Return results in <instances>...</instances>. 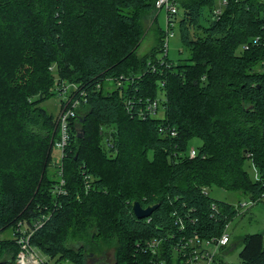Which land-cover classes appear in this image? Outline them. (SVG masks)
<instances>
[{
    "label": "trees",
    "instance_id": "1",
    "mask_svg": "<svg viewBox=\"0 0 264 264\" xmlns=\"http://www.w3.org/2000/svg\"><path fill=\"white\" fill-rule=\"evenodd\" d=\"M174 3L187 52L176 63L164 47L175 23L155 25V0H0V233L13 236L0 241V264L30 229L29 246L57 262L113 247V264H182L175 242L217 238L238 214L208 186L263 200L264 0ZM146 22L155 43L139 55ZM54 92L65 95L56 119L40 106ZM133 202L156 208L137 218ZM237 242V263L223 259L228 243L213 264H264L262 234Z\"/></svg>",
    "mask_w": 264,
    "mask_h": 264
},
{
    "label": "rangeland",
    "instance_id": "2",
    "mask_svg": "<svg viewBox=\"0 0 264 264\" xmlns=\"http://www.w3.org/2000/svg\"><path fill=\"white\" fill-rule=\"evenodd\" d=\"M215 5L219 7V0H214ZM177 12L173 16L174 27L172 31H169V35L167 37L166 42V55L167 58L176 63L178 60L184 61L187 58V52H185L180 44L178 31H177V22L181 19L183 15V8L181 5H177ZM165 10H157V21L156 26L165 31ZM150 22L145 23V36L138 48L139 55L148 54L153 48L155 43V26L154 24H149ZM172 33V34H171ZM171 34V35H170ZM165 40V39H164ZM161 56V54H158ZM55 85L53 89H55ZM114 84H110L106 82L105 91H110L114 89ZM65 95H58L57 92H54L52 96L48 99L43 100L40 103V106L45 109L49 114L53 116L54 119L57 118L60 112V101L64 100ZM67 98V97H66ZM65 98V99H66ZM156 116H162L161 108L157 112ZM201 143L199 139H194L191 144L193 146H197ZM52 163L49 168V174L54 171L56 165L59 163V153L57 148L52 147L51 151ZM246 170L252 176L253 169L250 165L246 163ZM207 194L214 200L226 201L236 209H238V214L227 224L226 230L231 235L230 243L222 249L223 259L228 263H237L238 262V254L241 250V244L237 242V239L244 234L249 233H263V242H264V198L262 201L257 203H252L247 196H242L233 191H228L225 189H221L215 185L208 186ZM12 231L11 229H6L4 232L0 233V241L5 239H12ZM237 238V239H236ZM40 258H42L43 262L46 264H73L68 261L57 262L55 259H48L42 253L38 252ZM98 262H103L106 264L114 263V248L108 247L105 250L103 256L91 255L85 264H96Z\"/></svg>",
    "mask_w": 264,
    "mask_h": 264
},
{
    "label": "built area",
    "instance_id": "3",
    "mask_svg": "<svg viewBox=\"0 0 264 264\" xmlns=\"http://www.w3.org/2000/svg\"><path fill=\"white\" fill-rule=\"evenodd\" d=\"M218 4L223 6L226 4V0H219ZM155 6L158 10H165V29L169 30V27L173 26L174 21L172 20V16L176 14L177 9L174 3V0H155ZM169 35V31H167ZM172 34V33H171ZM170 34V35H171ZM166 41L164 43V47H166ZM256 42V41H255ZM246 47H244L245 49ZM76 105L73 102L72 106ZM156 107V103L153 102L150 105V108L154 110ZM72 112L67 110L65 112L60 113L59 118V127H60V139L56 143V148L62 152L63 147L66 143V123L67 117L71 116ZM173 135V133H171ZM190 157L195 155L194 150L191 148L189 150ZM62 183V182H61ZM40 224L35 226V229L40 227ZM32 229L29 232L21 230L20 235L16 237V243L19 245L20 250L17 253L13 262L7 264H43L42 258L39 257L38 252L29 246V237L32 233ZM229 243V234L227 231H223V233L217 238L205 239L201 240L197 235L192 237L183 238L182 242H175L172 245V253L175 256L176 254L180 255L182 264H213V258L218 251L226 246ZM159 242L156 240H152L147 243V248L150 249L151 253H156L157 246ZM148 264H165L163 261H150Z\"/></svg>",
    "mask_w": 264,
    "mask_h": 264
},
{
    "label": "water",
    "instance_id": "4",
    "mask_svg": "<svg viewBox=\"0 0 264 264\" xmlns=\"http://www.w3.org/2000/svg\"><path fill=\"white\" fill-rule=\"evenodd\" d=\"M155 208H156V205L148 206L146 208H141L137 202L132 203V210L137 218L148 217ZM96 264H106V263L98 262Z\"/></svg>",
    "mask_w": 264,
    "mask_h": 264
},
{
    "label": "crops",
    "instance_id": "5",
    "mask_svg": "<svg viewBox=\"0 0 264 264\" xmlns=\"http://www.w3.org/2000/svg\"><path fill=\"white\" fill-rule=\"evenodd\" d=\"M260 234H262V235H263V233H260Z\"/></svg>",
    "mask_w": 264,
    "mask_h": 264
}]
</instances>
